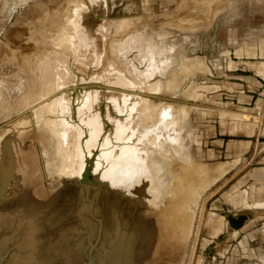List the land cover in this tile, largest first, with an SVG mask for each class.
<instances>
[{
  "label": "rangeland",
  "instance_id": "374dc122",
  "mask_svg": "<svg viewBox=\"0 0 264 264\" xmlns=\"http://www.w3.org/2000/svg\"><path fill=\"white\" fill-rule=\"evenodd\" d=\"M103 4L97 12L88 0H0V161L9 143L17 194L25 203L43 205L66 187L72 178L67 172L76 162L75 133L68 134L63 145L56 121L65 122L64 115L74 120L73 106L66 93L61 103L69 104V110L57 108L55 93L75 81L86 82L83 87L105 83L113 90L102 92L106 102L133 101L128 127L136 146L163 151L157 142L162 140L168 149L176 144L181 153L175 157L190 165L212 167L237 159L197 198L187 240L176 244L179 248H173L170 261L168 255L152 263L264 264V204L253 205L264 203V171L259 168L264 166V104L243 105L238 94L244 88L231 77L243 57L235 53L239 47L264 41V0H103ZM87 13L99 20L86 28L81 17ZM186 60L196 64L182 69ZM230 60L235 67L229 66ZM74 70L82 75L77 77ZM142 92L158 99L142 98ZM106 102L102 117L116 125ZM251 121L257 125L249 135ZM170 129L178 132V141L163 139ZM241 140L257 141L256 146L243 148ZM255 169L263 176H256ZM146 179V184L134 183L135 193L130 188V193L121 191L119 185L108 188L133 228L139 264L148 263L141 255L153 239L147 214L158 209L150 203L154 188L150 177ZM228 212L254 218L247 236L229 235Z\"/></svg>",
  "mask_w": 264,
  "mask_h": 264
},
{
  "label": "water",
  "instance_id": "95a60500",
  "mask_svg": "<svg viewBox=\"0 0 264 264\" xmlns=\"http://www.w3.org/2000/svg\"><path fill=\"white\" fill-rule=\"evenodd\" d=\"M103 102L101 90L73 96L76 166L66 187L46 204L25 203L17 194L6 143L0 161V264H139L133 228L102 186L129 184L140 169L128 127L133 101L109 102L116 125L103 119ZM246 220V214L227 213L234 230Z\"/></svg>",
  "mask_w": 264,
  "mask_h": 264
},
{
  "label": "bare ground",
  "instance_id": "6f19581e",
  "mask_svg": "<svg viewBox=\"0 0 264 264\" xmlns=\"http://www.w3.org/2000/svg\"><path fill=\"white\" fill-rule=\"evenodd\" d=\"M88 1L90 3V6L95 11L101 12L103 10L102 7L104 6V4L102 3V1H99V0H88ZM89 15L90 16H88V14H84L81 17V24L83 26H85L86 28L90 22H91V24L93 22L97 23L99 20L97 18L91 17L92 16L91 14H89ZM90 18H91V20H90ZM80 33H76L75 35L77 37H79L81 35ZM195 64H196L195 60H194V62L191 60H189V61L186 60V62H184L182 65V69H188L191 67V65L194 66ZM88 70L90 71L91 67H89ZM74 73L77 75V77L79 75H82V74H79L76 70H74ZM83 81H86V77H84V76H83ZM85 83L78 84V81H75L74 83L69 84L67 87H64L61 89L59 88V91L57 93H55L56 94L55 99L58 103L57 108L62 106V108L64 110H67V111L69 110V108H68L69 104H67L65 102L61 103V100L62 101L64 100L62 96L66 93L69 94L70 99L72 100L73 96L76 93L81 92V91H88V90H101L102 92L113 91L109 87L108 88H107V86L105 87V83H100L99 84L100 86H97V83H96V85H94V86L83 87V85ZM112 89H114V88H112ZM122 93L128 94L129 92L126 91V92H122ZM145 95H147V94H143V92H142L141 97L145 98V99L147 98L149 100H157L158 99V97H155L153 95H150V96L149 95L145 96ZM104 101L106 102L107 100H104ZM106 103L109 104V102H106ZM166 114H168V113L166 112ZM239 116L241 118H243L246 115H244L242 113V115L239 114ZM63 118H64L65 122H61L60 119L57 120L56 121V123H57L56 127L59 130L61 142L63 145H65L67 142V139L69 137L68 134L75 133V125H74V120L69 119L68 115L62 116V119ZM106 122L108 124H110L108 122V120H106ZM153 122L154 121H152V123ZM134 123L137 124L136 122H134ZM249 124L250 125H248V126H250V130L252 131V128L255 125V123H253V124L249 123ZM137 126L142 128V127L146 126V123L137 124ZM159 128H161V127H159ZM175 133L177 134L176 136H175ZM175 133L172 132V130L170 129L169 133L164 134L163 139L166 141H170V142L178 141L177 140L178 132L176 131ZM170 134L172 137L170 136ZM248 134H250V133H248ZM44 141H46V140H44ZM137 141H139L141 143V139H137ZM73 142H74V150H75V157H76V135H75ZM155 145L158 148H161L163 151H158L157 149H154V148H152L154 150L149 151V149L146 146L142 145V148H144L145 152L142 150V152H144V153H140L143 155V156L140 155L141 156L140 169L138 170L137 174L135 175V177L131 183L119 185L123 188V189H121V191H126V192L130 193V190H131V193H135V192H137L136 189H138V188L134 185V183L135 184H137V183L142 184L145 181V184H146V182H147L146 177L148 179L150 177V183H151L150 186H152V188H154L153 190H151L152 195L151 194L150 195H151V198L152 197L153 198H152V200H150V203H152V205H155V206L157 205L158 209H154L153 214L148 213L147 214L148 217L146 219V225L148 227L151 226L150 229H152V231H153V236H152L153 239H151V237H150L151 241H150V244L148 246L149 248L148 247H147L148 249L146 248L148 251L146 249H145L146 251H142L143 257L141 255V258L148 263L149 262L150 263L155 262V261H157V259L161 260L163 257H164V259H168V257L165 258V256H168V255L170 257L168 262L170 261L171 255H172V254L170 255V253H173L171 251L174 249L177 250L179 248V247L175 248L177 246L176 244H178V243L180 244V242L182 243V241L187 240V236H188L189 231H190V227H191L192 219H193V214H194L193 206L195 207V203L197 201V198L207 188V186L210 183H212L216 178H218L219 176L224 174L227 171V169H229L230 165L232 164V162H230V163L228 162L226 164H215L212 167H206V166H203V164L202 165L201 164L190 165L191 163H189L188 161H185L183 159L175 157V156H179L177 154L181 153L180 149L177 147L176 144H173L174 147H171V148L169 147V149H168V147H165L163 145V141L161 140V141L157 142ZM137 148L139 151H141V149H142L141 146H137ZM166 153H169L168 158L165 157V156H167V155H165ZM162 161L166 162L167 164H165ZM163 164H165V167H163ZM75 166H76V162H75ZM75 166L73 167L74 169L67 172V174L70 177L73 176ZM168 172H171V175H168ZM163 173H166L165 175L169 176V177L165 178ZM168 181L170 183H168ZM129 188H130V190H129ZM163 189H166V190L163 191ZM162 206L164 209L163 208L161 209ZM143 213H145V212H143ZM143 213L141 215H144ZM140 218H141V216H140ZM149 218H150V220H149ZM221 222L222 221L219 219L216 221V225L219 228H220V225H222ZM184 245H183V247H184ZM175 256H176V253H175ZM179 260L180 259H178L177 262ZM162 261H164V260H162ZM168 264H170V263H168Z\"/></svg>",
  "mask_w": 264,
  "mask_h": 264
},
{
  "label": "crops",
  "instance_id": "0c3cea01",
  "mask_svg": "<svg viewBox=\"0 0 264 264\" xmlns=\"http://www.w3.org/2000/svg\"><path fill=\"white\" fill-rule=\"evenodd\" d=\"M262 41L263 40L259 39V41L257 40V41H253L250 44L242 45L235 52L237 54V56H243V57L238 58L239 60H238L237 68L234 69V71H237V72L235 75H233L231 77H235V79L237 80L236 85L238 88H244V91L242 90L238 94V97L241 100L243 105H250L253 103L255 104V103H257V101H262V104H264V44H263L264 41L263 42ZM247 56H251V57L249 58ZM234 65H235V63L230 60L229 66L235 67ZM248 71L251 72V75L246 74V72H248ZM245 107H247V106H245ZM250 123L251 124L255 123V125L253 126L252 131L250 130V126H248L249 128H248L247 133H250L249 135H251L253 133L254 128L257 125L256 121H254V122L251 121ZM248 125H250V124H248ZM256 142L257 141H253V140H241L240 144H241V147H243V148L251 149V148H254L256 146ZM263 149L264 148H262V150ZM228 162L229 163L232 162V164L230 165L229 169H227V171L224 174L229 172L234 167L235 163L237 162V159H235L233 161H227L225 163H218V164H226ZM259 168H261L264 171V166H261ZM261 169H255L254 173L256 176H259V177L263 176L261 174ZM224 174L222 176H224ZM262 204H264V203H262V202L253 203V205H255V206H260ZM239 205H244V204H243V202H241V203H239ZM253 220H254V218L248 217V220L245 221L244 225L240 229H238V230L232 229V232H230L229 235H231L232 237L235 235L247 236L250 232L249 231L250 225H253V224H251L253 222ZM261 232H262V234H261L262 238L261 239H263V237H264V225L261 228ZM210 237L214 238V237H216V235L210 234ZM244 239H245V237H244ZM249 239H252V238L249 237ZM211 242H213V240H211ZM262 242L264 243V240H262ZM215 245H218V243H215ZM227 247H228L227 249H229L231 247L230 244H228ZM261 249H264V244H262Z\"/></svg>",
  "mask_w": 264,
  "mask_h": 264
},
{
  "label": "flooded vegetation",
  "instance_id": "af4514ba",
  "mask_svg": "<svg viewBox=\"0 0 264 264\" xmlns=\"http://www.w3.org/2000/svg\"><path fill=\"white\" fill-rule=\"evenodd\" d=\"M99 1H102V3H103V0H99ZM104 7V6H103ZM103 7H102V9H103ZM88 14V13H87ZM89 15V14H88ZM95 185H97V184H95ZM95 185H92V186H95ZM103 187H105V188H109L107 185H102Z\"/></svg>",
  "mask_w": 264,
  "mask_h": 264
}]
</instances>
